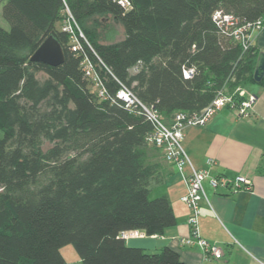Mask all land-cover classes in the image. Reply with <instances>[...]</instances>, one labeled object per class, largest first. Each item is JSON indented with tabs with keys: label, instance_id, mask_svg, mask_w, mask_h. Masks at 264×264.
I'll list each match as a JSON object with an SVG mask.
<instances>
[{
	"label": "trees",
	"instance_id": "1",
	"mask_svg": "<svg viewBox=\"0 0 264 264\" xmlns=\"http://www.w3.org/2000/svg\"><path fill=\"white\" fill-rule=\"evenodd\" d=\"M4 1L0 264H69L65 244L81 264H183L169 247L148 253L120 237L162 234L176 223L166 195L149 197L163 153L145 139L148 121L98 95L84 75L61 30L65 5L108 93L117 78L169 122L177 111H200L219 90L243 99L236 90L254 81L259 52L222 35L212 13L264 20V0H130L127 10L118 0ZM112 21L123 37L108 41ZM49 35L64 51L56 66L30 60Z\"/></svg>",
	"mask_w": 264,
	"mask_h": 264
},
{
	"label": "crops",
	"instance_id": "2",
	"mask_svg": "<svg viewBox=\"0 0 264 264\" xmlns=\"http://www.w3.org/2000/svg\"><path fill=\"white\" fill-rule=\"evenodd\" d=\"M252 44L264 52V24L253 32ZM259 82L254 80L244 88L256 96L250 116L239 117L235 109L226 106L204 125L187 127L182 139L195 168L227 181L243 175L251 182L249 190H233L223 184L213 187L208 178L203 181L208 202H200L199 232L219 245L223 255L205 259L198 246L180 242L190 232L189 209L180 199L186 185L176 168L163 159L159 176L149 186V196L166 195L176 223L162 234L129 237L127 245L148 253L169 247L183 264H264V86ZM183 171L189 173V167L185 165Z\"/></svg>",
	"mask_w": 264,
	"mask_h": 264
},
{
	"label": "built area",
	"instance_id": "3",
	"mask_svg": "<svg viewBox=\"0 0 264 264\" xmlns=\"http://www.w3.org/2000/svg\"><path fill=\"white\" fill-rule=\"evenodd\" d=\"M118 3L125 10L131 8L130 0H118ZM212 19L222 35L239 42L243 49H246L252 43L253 32L260 30L264 24V20L261 18L241 22L233 14L223 12L221 9L213 11ZM61 30L70 36L69 47L71 51L81 55V69L98 95L108 98L110 102L119 104L129 113L142 116L148 121L151 125V131L145 137L147 143L161 149L164 160L176 168L185 182L186 192L180 199L189 209L187 223L190 232L187 236L180 238V242L186 245L198 246L205 259L221 257L223 255L222 248L216 243H211L203 238L199 232L200 202L202 200L208 202L203 188V181L208 178L213 187L223 184L233 188V190L241 188L249 190L251 182L243 175L235 176L232 180L227 181L223 176H210L207 170L195 168L182 146V139L184 130L187 127L204 125L215 112L226 106L235 109L239 117L250 116L256 96L246 92L244 88H239L236 92L243 99L236 104L230 94L219 90L213 100L200 111H177L169 122H165L153 104L148 105L141 101L130 86L115 77L118 88L113 96L108 93L94 62L82 49L81 39L85 40V37L66 5ZM184 73L187 77H191L194 68H188ZM185 165L189 167V173L187 174L183 171ZM141 235L143 233L139 230L120 232V237L125 240L129 237Z\"/></svg>",
	"mask_w": 264,
	"mask_h": 264
},
{
	"label": "water",
	"instance_id": "4",
	"mask_svg": "<svg viewBox=\"0 0 264 264\" xmlns=\"http://www.w3.org/2000/svg\"><path fill=\"white\" fill-rule=\"evenodd\" d=\"M31 61L56 66L64 61V51L54 36H47L30 56ZM264 74V52H259L253 73L255 81H260Z\"/></svg>",
	"mask_w": 264,
	"mask_h": 264
},
{
	"label": "rangeland",
	"instance_id": "5",
	"mask_svg": "<svg viewBox=\"0 0 264 264\" xmlns=\"http://www.w3.org/2000/svg\"><path fill=\"white\" fill-rule=\"evenodd\" d=\"M5 3L4 0L0 1V26L3 27L4 29L8 30L10 25L9 22L3 17L2 15V7L3 4ZM111 30L113 31V34L111 35L110 38H108V41L112 40H118L123 37V31L121 26L117 22H111L110 23ZM38 77H42L43 73L38 72L37 73ZM0 137H2V131L0 130ZM154 190L152 191V193ZM152 198V196H149ZM60 251L63 255V257L67 260L69 264H81V261L78 257L77 252L75 251L74 247L72 244H65L60 248Z\"/></svg>",
	"mask_w": 264,
	"mask_h": 264
}]
</instances>
